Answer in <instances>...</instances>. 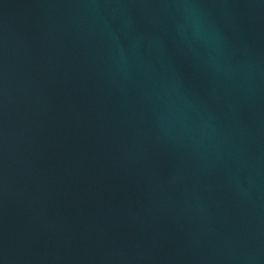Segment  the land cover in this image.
Masks as SVG:
<instances>
[{"label": "water", "instance_id": "1", "mask_svg": "<svg viewBox=\"0 0 264 264\" xmlns=\"http://www.w3.org/2000/svg\"><path fill=\"white\" fill-rule=\"evenodd\" d=\"M0 264H264V0H0Z\"/></svg>", "mask_w": 264, "mask_h": 264}]
</instances>
